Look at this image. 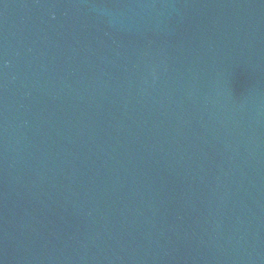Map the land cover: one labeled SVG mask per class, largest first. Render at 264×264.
<instances>
[{
    "label": "water",
    "instance_id": "obj_1",
    "mask_svg": "<svg viewBox=\"0 0 264 264\" xmlns=\"http://www.w3.org/2000/svg\"><path fill=\"white\" fill-rule=\"evenodd\" d=\"M0 264H264V0H0Z\"/></svg>",
    "mask_w": 264,
    "mask_h": 264
}]
</instances>
